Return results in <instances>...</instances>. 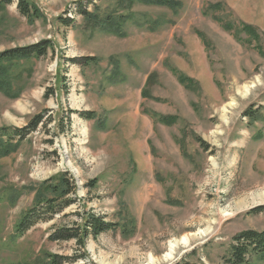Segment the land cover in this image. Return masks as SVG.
I'll use <instances>...</instances> for the list:
<instances>
[{
  "label": "rangeland",
  "instance_id": "rangeland-1",
  "mask_svg": "<svg viewBox=\"0 0 264 264\" xmlns=\"http://www.w3.org/2000/svg\"><path fill=\"white\" fill-rule=\"evenodd\" d=\"M32 1L35 20L0 6V52L51 41L47 55L14 67L11 94L0 91V127L43 115L0 158V264H49L48 254L72 259L64 264H230L236 235L264 231V0L136 4L123 37L76 13L88 0ZM117 1L100 12L128 13ZM255 110L256 120L245 114ZM61 172L77 185L75 202L17 234L39 184ZM91 212L117 229L85 248L49 239Z\"/></svg>",
  "mask_w": 264,
  "mask_h": 264
},
{
  "label": "trees",
  "instance_id": "trees-1",
  "mask_svg": "<svg viewBox=\"0 0 264 264\" xmlns=\"http://www.w3.org/2000/svg\"><path fill=\"white\" fill-rule=\"evenodd\" d=\"M104 0H88L86 4L78 2L76 13L81 15L85 22L94 29L116 36H126V25L133 21L134 14L131 8L136 4L159 5L176 10L182 6L179 0H118L122 8L127 9L128 13H101L98 3ZM16 4L19 13L28 18L35 20L41 16L40 9L32 0H0L1 5ZM221 4L211 5L209 12L216 10ZM92 7L93 10L89 8ZM222 20L221 17H215ZM61 23L69 26L74 20L60 19ZM226 25L225 28H235ZM241 30L254 35V28L244 25ZM235 29L237 34L241 33ZM51 45L50 40H42L38 43L28 46L14 47L0 52V91L11 94L13 81L16 78L13 72L14 67L22 60L39 58L48 54ZM117 67V66H116ZM181 76V75H180ZM181 81L189 80L186 76H181ZM80 114L88 120L96 119V113L92 111H82ZM245 114L251 119L256 120L259 117L258 110L246 111ZM158 121L168 122L170 116L153 114ZM43 121V115L33 118L29 124L22 130L13 129L10 126L0 127V158L7 156L17 150L20 142L35 131ZM98 124L104 126L105 119L99 118ZM171 122V121H170ZM92 186L93 181L91 182ZM77 194V185L68 172H61L39 184L36 189L35 202L31 208L25 211L16 225L17 234H24L32 226L40 221L53 219L55 215L63 213L67 207L75 202ZM81 223H74L70 226H63L56 229L49 237L52 241H71L74 240L79 247L85 248L86 239L90 236L97 237L100 234L116 230L117 223L107 221L105 217L95 213H84ZM232 246V257L229 259L230 264H251L252 257L258 256L264 259V231L245 230L234 237ZM49 264H64L71 262L70 257L61 255L48 254ZM174 264H195L187 261L186 258L177 261Z\"/></svg>",
  "mask_w": 264,
  "mask_h": 264
},
{
  "label": "bare ground",
  "instance_id": "bare-ground-1",
  "mask_svg": "<svg viewBox=\"0 0 264 264\" xmlns=\"http://www.w3.org/2000/svg\"><path fill=\"white\" fill-rule=\"evenodd\" d=\"M189 242L188 237H184L181 241H171L169 243V251L165 254L164 259L170 260L173 259L174 255L176 254V251L178 249L179 244H187Z\"/></svg>",
  "mask_w": 264,
  "mask_h": 264
}]
</instances>
